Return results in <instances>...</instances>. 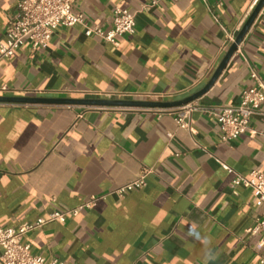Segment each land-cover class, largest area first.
Segmentation results:
<instances>
[{
    "label": "crops",
    "instance_id": "obj_1",
    "mask_svg": "<svg viewBox=\"0 0 264 264\" xmlns=\"http://www.w3.org/2000/svg\"><path fill=\"white\" fill-rule=\"evenodd\" d=\"M19 1L0 0V40ZM148 1L75 0L72 11L109 30L115 5L133 13ZM258 2L160 0L136 14L134 32L117 45L85 36L80 24L58 27L46 48L25 41L0 60V88L12 96L181 99L208 82ZM252 71L264 80V4L196 99L189 129L172 111L0 103V225L74 208L150 169L144 188L106 195L24 242L63 264H260L264 244L250 229L264 207L232 180L264 172V103L228 141L201 109L235 104L255 85Z\"/></svg>",
    "mask_w": 264,
    "mask_h": 264
},
{
    "label": "built area",
    "instance_id": "obj_2",
    "mask_svg": "<svg viewBox=\"0 0 264 264\" xmlns=\"http://www.w3.org/2000/svg\"><path fill=\"white\" fill-rule=\"evenodd\" d=\"M75 0H20L17 3L15 12L10 16L4 30V36L0 40V60L9 58L15 50L28 41L33 50L46 48L54 30L58 27H70L75 24L83 26L85 36H96L113 45L118 44V37L132 34L135 30V18L138 12L148 11L157 6L160 0H150L140 3L136 12H129L126 9L115 5L113 8L112 26L109 30H103L99 25H88L81 14L72 11ZM178 1V0H173ZM259 0H253L256 4ZM249 15V14H248ZM240 23L239 30L243 26ZM235 38L231 39V42ZM255 80L253 87L243 89L235 104L228 106H208L201 108L205 113L212 116L221 131V139L228 141L237 138L248 130L249 120L261 114L260 106L264 103V80L255 71L251 72ZM7 88H0V95H8ZM29 96V95H24ZM104 97V96H96ZM110 98V97H105ZM123 99H157L162 98L150 96L124 95ZM191 101L187 104L170 109H157L160 111H172L175 114V122L180 128L189 129L186 120L192 111L200 108ZM149 109V108H145ZM223 167L231 171L228 166ZM151 172L144 169L140 174L129 182L110 190L100 196H91L86 202L74 208L63 211H53L46 217H38L30 222L22 223L15 227H3L0 225V263L1 264H63L58 258L46 259L43 256L34 254L30 246L24 242V235L32 230L43 227L48 222H62L68 216H75L79 212L92 208L106 195H115L122 198L131 190L141 189L146 186V176ZM233 188L243 186L249 188L257 206L264 207V172L253 170L247 176L235 174L232 180ZM251 233L261 235L264 244V212L257 219L255 225L250 229ZM264 264V258L259 260Z\"/></svg>",
    "mask_w": 264,
    "mask_h": 264
},
{
    "label": "water",
    "instance_id": "obj_3",
    "mask_svg": "<svg viewBox=\"0 0 264 264\" xmlns=\"http://www.w3.org/2000/svg\"><path fill=\"white\" fill-rule=\"evenodd\" d=\"M264 0H259L251 14L248 16L243 26L235 36L234 41L228 47L222 60L214 70L208 82L197 92L176 100H157V99H123V98H105V97H46V96H12L0 95V103L14 104H53V105H68V106H84L97 108H124V109H170L187 104L198 99L213 85L222 70L225 68L230 57L236 51L249 27L262 8Z\"/></svg>",
    "mask_w": 264,
    "mask_h": 264
}]
</instances>
